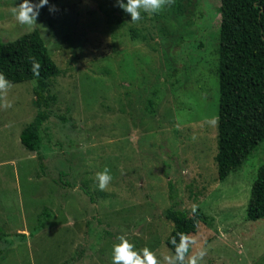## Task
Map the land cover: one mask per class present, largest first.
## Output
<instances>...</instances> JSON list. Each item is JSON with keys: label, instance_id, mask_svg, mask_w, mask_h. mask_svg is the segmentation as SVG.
<instances>
[{"label": "rangeland", "instance_id": "rangeland-1", "mask_svg": "<svg viewBox=\"0 0 264 264\" xmlns=\"http://www.w3.org/2000/svg\"><path fill=\"white\" fill-rule=\"evenodd\" d=\"M21 2L0 0V41L37 30L62 74L50 81L42 160L19 140L36 115L33 83L14 84L12 107H0V264H112L120 236L162 260L173 255V205L200 217L189 236L190 255L206 252L200 264H264V219H246L264 141L217 178L208 121L218 117L220 0H175L136 23L116 0H49L34 28L14 18ZM105 167L113 179L101 191ZM44 210L51 218L35 230Z\"/></svg>", "mask_w": 264, "mask_h": 264}, {"label": "trees", "instance_id": "trees-1", "mask_svg": "<svg viewBox=\"0 0 264 264\" xmlns=\"http://www.w3.org/2000/svg\"><path fill=\"white\" fill-rule=\"evenodd\" d=\"M220 2L216 68L219 119L215 163L217 178L223 181L233 170L242 166L264 141V0ZM32 58L41 66L39 76L32 72ZM0 72L13 85L33 83L36 115L21 130L19 140L27 151L36 153L38 160H42V126L50 116V104L57 101V96L51 91L50 81L59 77L62 71L52 60L40 33L33 30L16 40L0 41ZM177 73L173 72L171 77ZM158 97L159 91H153L147 99L145 114L148 116H154ZM169 198L175 204L176 193L172 184ZM50 218V211L44 210L35 230H42ZM165 218L173 224L165 244L174 254L172 239L175 237L179 242V233L188 236L196 233L200 217L189 215L173 205L166 211ZM246 219H264V165L258 169L252 185ZM3 237L0 230V241Z\"/></svg>", "mask_w": 264, "mask_h": 264}, {"label": "clouds", "instance_id": "clouds-1", "mask_svg": "<svg viewBox=\"0 0 264 264\" xmlns=\"http://www.w3.org/2000/svg\"><path fill=\"white\" fill-rule=\"evenodd\" d=\"M175 0H116V6L124 13L130 15L131 23L139 22L142 19V12L159 14L166 7L174 4ZM49 0H39L38 3H33L32 0H22V2L12 9L14 18L20 25L34 28L37 26V19L40 15V10L47 6ZM57 9L55 6L49 7V12H54ZM40 64L35 58H32V72L39 76ZM14 87L12 81L6 78L3 72H0V107L5 109L12 107V104L7 100L9 91ZM218 117L211 118L208 123L216 125ZM10 126V125H9ZM98 187L101 191L105 190L111 183L113 177L110 174V169L105 167L102 172L96 174ZM179 242L174 237L171 243L174 245L175 251L171 256H165L161 260L156 253L145 247L138 251L135 245L124 237H118L119 243L113 246L112 264H200L205 251H200L197 254H189L190 247L195 243L188 235L179 233Z\"/></svg>", "mask_w": 264, "mask_h": 264}]
</instances>
